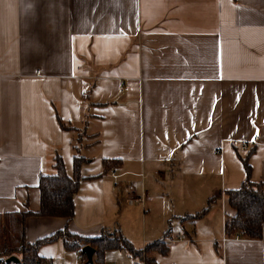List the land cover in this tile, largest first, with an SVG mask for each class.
<instances>
[{
    "label": "crops",
    "instance_id": "obj_1",
    "mask_svg": "<svg viewBox=\"0 0 264 264\" xmlns=\"http://www.w3.org/2000/svg\"><path fill=\"white\" fill-rule=\"evenodd\" d=\"M75 152L72 219L27 217L26 243L66 229L168 245L155 264H264V215L260 240L223 235L239 158L264 182V0H0V215L36 213L39 177L58 156L71 178ZM37 255L79 264L60 240Z\"/></svg>",
    "mask_w": 264,
    "mask_h": 264
},
{
    "label": "trees",
    "instance_id": "obj_2",
    "mask_svg": "<svg viewBox=\"0 0 264 264\" xmlns=\"http://www.w3.org/2000/svg\"><path fill=\"white\" fill-rule=\"evenodd\" d=\"M87 98V94L83 96ZM62 131L76 132L73 127L57 120ZM248 155L240 159L243 169V178L236 190L224 193L232 216H226L223 222V235L225 238L237 236L243 240L257 241L261 239V229L264 215V182L253 183L250 181V167ZM85 160L76 152L73 156V174L68 178L64 172L62 162L58 156L53 160L55 173L51 176H40L37 182L39 192V207L36 213L16 212L0 215V264H5L4 259L14 256L18 264H49V261L38 257L37 250L44 245L61 241L63 249L75 252L79 264H87L84 254L80 252L84 246L93 249V264H102V254L108 250H121L130 258L139 262L144 258V264H155L154 253L166 254L168 245L154 243L144 247L143 251L136 250L120 235L101 234L97 238L83 239L70 234L66 229L57 231L49 236L40 238L33 243L24 241V221L27 217L64 218L70 221L73 216V196L82 181L79 170ZM114 162H104V166H111ZM212 200L199 213L189 219H196L207 213Z\"/></svg>",
    "mask_w": 264,
    "mask_h": 264
},
{
    "label": "built area",
    "instance_id": "obj_3",
    "mask_svg": "<svg viewBox=\"0 0 264 264\" xmlns=\"http://www.w3.org/2000/svg\"><path fill=\"white\" fill-rule=\"evenodd\" d=\"M231 145L237 149H240V150L245 149V146H246V144L244 142H237L235 140L231 142ZM110 178L112 179L113 185H116L117 184L116 183L117 176L113 172L110 173ZM143 199H144V193L142 192L139 197H137L135 199L127 200V203L139 204L140 206L143 207ZM226 239L239 240L240 238L237 236H233L231 238H226ZM177 240H178V238H177ZM139 262H140L139 264H144V258L142 257Z\"/></svg>",
    "mask_w": 264,
    "mask_h": 264
},
{
    "label": "water",
    "instance_id": "obj_4",
    "mask_svg": "<svg viewBox=\"0 0 264 264\" xmlns=\"http://www.w3.org/2000/svg\"><path fill=\"white\" fill-rule=\"evenodd\" d=\"M80 252L84 254L86 263L92 264V255H93V249L89 246H84L81 248ZM18 259L14 256H10L4 259L5 264H18Z\"/></svg>",
    "mask_w": 264,
    "mask_h": 264
},
{
    "label": "rangeland",
    "instance_id": "obj_5",
    "mask_svg": "<svg viewBox=\"0 0 264 264\" xmlns=\"http://www.w3.org/2000/svg\"><path fill=\"white\" fill-rule=\"evenodd\" d=\"M140 179H141V178H140ZM140 184H141V181H140ZM145 200H146V199H143V201H144V206H145ZM171 229H172L173 232L175 231V223H174V222H172Z\"/></svg>",
    "mask_w": 264,
    "mask_h": 264
}]
</instances>
